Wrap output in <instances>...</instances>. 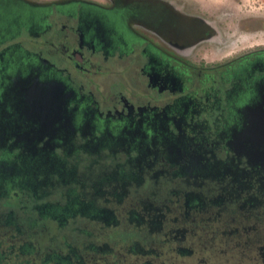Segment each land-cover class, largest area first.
<instances>
[{
    "label": "flooded vegetation",
    "instance_id": "1",
    "mask_svg": "<svg viewBox=\"0 0 264 264\" xmlns=\"http://www.w3.org/2000/svg\"><path fill=\"white\" fill-rule=\"evenodd\" d=\"M213 31L171 0H0V236L25 238L0 264L179 256L170 209L264 214V163L236 143L264 130V42L197 54Z\"/></svg>",
    "mask_w": 264,
    "mask_h": 264
},
{
    "label": "rangeland",
    "instance_id": "2",
    "mask_svg": "<svg viewBox=\"0 0 264 264\" xmlns=\"http://www.w3.org/2000/svg\"><path fill=\"white\" fill-rule=\"evenodd\" d=\"M171 1L179 10L199 15L213 27L214 39L199 44L197 54L219 57L264 42V0ZM167 216L160 230L185 228L178 243L188 249L187 253L177 256L163 249L172 248L170 243H149L143 246L150 250L146 254L130 252L126 244L117 241L108 243L105 253L85 255L73 264H264V214L259 209H240L223 202L209 204L187 217L170 209ZM24 239L18 236L12 242L0 236V249L8 244L16 247Z\"/></svg>",
    "mask_w": 264,
    "mask_h": 264
},
{
    "label": "water",
    "instance_id": "3",
    "mask_svg": "<svg viewBox=\"0 0 264 264\" xmlns=\"http://www.w3.org/2000/svg\"><path fill=\"white\" fill-rule=\"evenodd\" d=\"M236 143L245 154H254V161L264 163V130L243 128L238 132Z\"/></svg>",
    "mask_w": 264,
    "mask_h": 264
}]
</instances>
